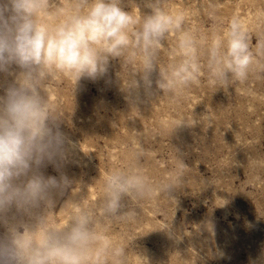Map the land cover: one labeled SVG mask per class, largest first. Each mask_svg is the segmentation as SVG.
<instances>
[{
  "label": "rangeland",
  "instance_id": "obj_1",
  "mask_svg": "<svg viewBox=\"0 0 264 264\" xmlns=\"http://www.w3.org/2000/svg\"><path fill=\"white\" fill-rule=\"evenodd\" d=\"M49 2L39 22L55 27L64 19L58 9L69 10L73 0ZM148 3L121 0L140 22L136 30L151 12ZM159 6L182 14V31L196 37L200 82L179 91L156 87L159 72L182 59L175 31L158 50L150 88L141 79L138 50L135 58L133 50L110 58L103 76L76 86L54 72L41 91L69 143L66 159L45 162L41 171L64 175L71 186L54 195L48 220L66 225L74 202L96 208L98 227L126 250L127 264H264V0H159ZM233 18L244 25L254 63L246 80L230 77L221 86L210 76L209 49ZM21 71L12 64L0 72V96ZM116 169L143 173L156 190L152 197L124 198L123 211L135 213L130 220L99 214L105 177ZM166 183L173 198L161 191ZM6 234L0 220V237Z\"/></svg>",
  "mask_w": 264,
  "mask_h": 264
},
{
  "label": "clouds",
  "instance_id": "obj_2",
  "mask_svg": "<svg viewBox=\"0 0 264 264\" xmlns=\"http://www.w3.org/2000/svg\"><path fill=\"white\" fill-rule=\"evenodd\" d=\"M120 4L121 0H73L69 10L58 9L62 22L48 27L39 16L49 10V0H0V72L12 64L22 69L6 95L0 96V220L7 224L6 236L0 237V264H127L126 250L98 227L96 208L74 202L66 225L49 222L54 195L63 194L71 181L64 175L45 177L41 171L45 162L66 159L69 143L60 130V116L41 91L54 72L63 73L76 86L84 78L103 76L110 58H121L129 50L135 58L138 50L141 79L150 88L158 50L166 35L175 31L180 33L182 59L167 73L159 72L156 87L179 91L200 82L197 39L182 31V14H170L159 0H149L151 12L136 30L140 22ZM209 57L214 84L226 86L230 77L247 79L254 56L238 18L232 19L223 38L213 40ZM139 83L135 81V88ZM140 155L137 151L135 158ZM173 189L171 183L161 186L170 198ZM103 192L99 214L122 220L135 216L123 211L125 197L140 200L156 195L146 175L123 169L105 177ZM42 206L43 212L36 211Z\"/></svg>",
  "mask_w": 264,
  "mask_h": 264
}]
</instances>
